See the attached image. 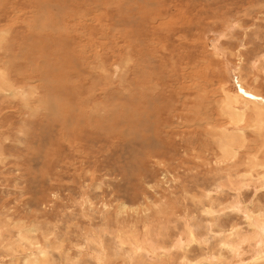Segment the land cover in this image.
I'll return each mask as SVG.
<instances>
[{"label": "rangeland", "instance_id": "1", "mask_svg": "<svg viewBox=\"0 0 264 264\" xmlns=\"http://www.w3.org/2000/svg\"><path fill=\"white\" fill-rule=\"evenodd\" d=\"M251 98L264 100V0H0V264H24L32 242L50 264H179L181 245L191 264L238 262L242 211L264 209ZM124 233L170 253L131 256Z\"/></svg>", "mask_w": 264, "mask_h": 264}, {"label": "bare ground", "instance_id": "2", "mask_svg": "<svg viewBox=\"0 0 264 264\" xmlns=\"http://www.w3.org/2000/svg\"><path fill=\"white\" fill-rule=\"evenodd\" d=\"M71 1V0H70ZM35 2V1H34ZM41 2V1H40ZM61 2V1H60ZM68 2V1H67ZM78 3V2H77ZM37 5H38V3H37ZM76 5V4H75ZM74 5V6H75ZM121 6V5H120ZM46 7V6H45ZM70 7H71V5H70ZM34 8V7H33ZM72 8V7H71ZM43 9V8H42ZM45 9V8H44ZM35 11V10H34ZM39 11V10H38ZM37 11V12H38ZM36 12V11H35ZM8 13V12H7ZM47 14V13H46ZM45 14V15H46ZM73 14V13H72ZM37 15V14H36ZM38 16V15H37ZM36 19H37V17H36ZM41 19H43V18H41ZM40 19V20H41ZM37 22V21H36ZM42 23V22H41ZM36 24V23H35ZM153 24V23H152ZM43 25V24H42ZM35 27V26H34ZM54 27V26H53ZM26 28V27H25ZM36 28V27H35ZM50 28V27H49ZM52 28V27H51ZM64 28V27H63ZM46 29V28H45ZM47 30V29H46ZM45 30V31H46ZM53 30H54V28H53ZM63 30V29H62ZM35 31V30H34ZM44 31V32H45ZM41 32V31H40ZM55 32V31H54ZM50 34H52L51 32H50ZM58 34V33H57ZM60 34V33H59ZM139 35V34H138ZM24 36V35H23ZM38 36V35H37ZM29 37V36H28ZM26 38V37H25ZM27 39V38H26ZM19 49V48H18ZM21 49V48H20ZM22 53V52H21ZM10 59V58H9ZM19 61H20V59H19ZM21 61H23V60H21ZM17 62V61H16ZM16 62H15V64H16ZM14 64V63H13ZM17 64H19V63H17ZM25 64V63H24ZM34 64H36V63H34ZM33 64V65H34ZM40 65H42V64H40ZM18 66V65H17ZM21 66H23V65H21ZM35 66H37V65H35ZM23 67H25V65L23 66ZM16 68H18V67H16ZM19 68H21V67H19ZM27 68V67H26ZM33 68V67H32ZM38 69H39V67H37ZM12 69V68H11ZM35 69V68H34ZM15 69L13 68V71H14ZM37 71V70H36ZM27 72H28V70H27ZM33 72V71H32ZM12 74H13V72H12ZM6 75V74H5ZM36 75V74H35ZM38 75V74H37ZM18 76H20V75H18ZM28 76V75H27ZM17 77V76H16ZM21 77H22V75H21ZM25 77V76H24ZM36 77H38V78H40V76L38 75V76H36ZM5 78V77H4ZM3 77H2V79H4ZM18 78V77H17ZM27 78V77H26ZM6 79V78H5ZM19 79V78H18ZM23 82H24V80H23ZM41 82V81H40ZM9 84V81L7 80V84L6 85H4V86H7ZM25 84H27V82L25 81ZM4 86L2 87V88H4ZM25 87V86H24ZM7 88V87H6ZM9 88V87H8ZM11 89V88H10ZM7 90H9V89H7ZM6 90V91H7ZM28 90H30V89H28ZM238 94V93H237ZM12 95V94H11ZM233 95H235V94H233ZM239 95H240V93H239ZM239 95H237V96H234L233 97V100H231L230 98H231V96H229L228 98H226V101H225V105H226V102L228 101V102H234V103H236V105L237 106H239L240 104L238 103V99H237V97L239 96ZM10 96V95H9ZM34 96V95H33ZM257 96V95H256ZM11 97V96H10ZM244 97V96H243ZM248 97V96H247ZM25 98V97H24ZM30 98V97H29ZM37 98V97H36ZM5 99V98H4ZM3 99V100H4ZM38 99V98H37ZM228 99V100H227ZM245 99V98H244ZM259 99V98H258ZM258 99H249V100H247V101H243L244 102V104H245V106H249V105H251L252 106V108H254V110L256 111H258V113H256V114H253L255 117H254V120H255V122L254 121H252V123H250L251 125H248L251 129H254V132H259L260 130H264V100H258ZM21 100V99H20ZM27 100V99H26ZM6 101V100H5ZM25 101V100H24ZM240 101V100H239ZM242 102V103H243ZM232 103H230L229 104V106L232 104ZM225 105H224V107H225ZM228 105V104H227ZM226 105V107H228ZM235 105V104H234ZM26 107V106H25ZM232 108H233V106H232ZM231 108V109H232ZM238 108V107H237ZM236 107L234 108V109H232V116H233V120L234 121H238V123H242V121H243V118H244V113H243V111L241 110V111H238V109H237ZM225 109V108H224ZM227 109V108H226ZM228 110V109H227ZM260 110H262V111H260ZM256 111V112H257ZM35 113V112H34ZM226 113V112H225ZM38 114V113H37ZM227 114V113H226ZM32 116H34V115H32ZM2 118H3V116H2ZM35 118V117H34ZM231 118V117H230ZM242 120V121H241ZM233 122V121H232ZM234 124V123H233ZM236 126V125H235ZM237 128V127H236ZM240 129H242V128H240ZM248 129V128H247ZM245 130V129H244ZM244 130L242 129V130H237V131H235V133H237L236 134V138H239L241 141H242V143L240 144V147L243 149V144H245V134H244ZM256 130V131H255ZM253 131V130H252ZM263 132V131H262ZM261 132V133H262ZM235 133H233V135H235ZM260 133V132H259ZM232 134V133H231ZM4 135V134H3ZM238 135V136H237ZM232 136V135H231ZM244 137V138H243ZM228 142H226V144H227ZM238 143V142H237ZM263 144V143H262ZM233 145V144H232ZM252 145V144H251ZM227 146V145H226ZM222 147H223V145H222ZM229 147H226V151H228L227 149H228ZM232 149V148H231ZM258 149H260L259 147H258ZM220 150H223V149H220ZM261 150V149H260ZM0 152H1V149H0ZM225 152V151H224ZM245 152V151H244ZM258 152H259V150L257 151V153L255 152V154H253V153H246L247 155H249V157H247V158H249L250 159V157L252 158V159H248L247 160V162L246 161H244V162H246V164H248V166H252V167H256L255 166V163H254V159L253 158H255L257 155H258ZM228 153H229V151H228ZM260 153V152H259ZM231 155V154H230ZM236 155H238L237 154V151H233V157L232 158H234V157H236ZM247 155H245V156H247ZM223 158V157H222ZM219 159V158H218ZM224 159H226V158H224ZM221 160V159H220ZM232 160V159H231ZM235 160V159H234ZM251 160H253L252 161V163H253V165H252V163L250 162ZM225 161V160H224ZM256 161V160H255ZM259 162V161H258ZM261 162V161H260ZM218 163V162H217ZM220 163V162H219ZM233 165V164H232ZM263 165V164H262ZM264 166V165H263ZM246 168V167H245ZM251 168V167H250ZM262 168H264V167H262ZM261 168V169H262ZM259 169H260V167H259ZM248 170V169H247ZM246 170V171H247ZM251 170V169H250ZM252 170H254V168L252 169ZM264 170V169H263ZM245 171V170H244ZM258 171V170H257ZM260 171V170H259ZM252 173V172H251ZM250 173V174H251ZM261 173H264V171H262ZM260 175V174H259ZM264 175V174H263ZM248 176V175H247ZM256 178V177H255ZM258 178H261V176L260 177H258ZM248 180H250V178L248 179ZM252 180V179H251ZM264 182V177H262V183ZM252 183V182H251ZM253 183H254V181H253ZM261 183V184H262ZM233 184V183H232ZM237 184H239V183H237ZM256 184V183H255ZM249 185V184H248ZM250 186V185H249ZM248 186V187H249ZM245 187V186H244ZM241 188V187H240ZM260 188V187H259ZM236 189V188H235ZM243 189V188H242ZM260 190H264V184H263V186L261 187V189ZM236 192V191H235ZM245 206V205H244ZM250 206V205H249ZM240 208V207H239ZM252 208V207H251ZM250 208V209H251ZM262 209V208H261ZM260 210V209H259ZM259 210H257V212L256 213H252V212H248L247 211V207H245L244 209H243V211H242V213H244L243 215H244V218H243V220H244V222H245V224L251 229V232H252V234H248V236H245L244 238L243 237H241L242 235H239V234H237V233H239L238 231H234V232H232V234H233V243H231L232 245H233V247H231V248H228L227 250L229 251V250H231V252H232V254H233V256H235V257H237L238 258V262H235V260L233 261V262H235L234 264H264V214H262L261 212H263L264 213V209L261 211V212H259ZM211 211V210H210ZM208 212V211H207ZM214 212V211H213ZM239 212H240V210H239ZM238 211H237V216H239L240 215V213H239ZM254 212V211H253ZM213 214V213H212ZM222 214V213H221ZM239 214V215H238ZM213 217V216H212ZM215 217V216H214ZM206 218V217H205ZM216 218V217H215ZM184 219H185V217H184ZM205 220V219H204ZM207 220H208V218H207ZM206 220V221H207ZM210 220H212L211 218H210ZM215 220V219H214ZM189 221V220H188ZM191 222V221H190ZM187 223V222H186ZM211 223H213V222H211ZM238 225V224H237ZM211 226V225H210ZM146 227H147V225H146ZM146 227H145V229H146ZM220 227V226H219ZM234 227V226H233ZM239 227V226H238ZM151 228V227H150ZM164 228V227H163ZM208 228V227H207ZM237 228V227H236ZM235 228V229H236ZM132 229V228H131ZM187 229V228H186ZM242 229V228H241ZM147 230V229H146ZM190 230V229H189ZM215 230V229H214ZM230 230H232V229H230ZM29 231H30V229H29ZM128 231H130V230H128ZM192 231V230H191ZM225 231V230H224ZM228 231V230H227ZM240 231V230H239ZM242 231V230H241ZM244 231V230H243ZM25 232V231H24ZM121 231H119V233H120ZM222 232V231H221ZM245 232V231H244ZM248 232V231H247ZM250 232V231H249ZM51 233V232H50ZM122 233V232H121ZM66 234V233H65ZM155 234V233H154ZM190 234H191V232H190ZM48 235V234H47ZM55 235V234H54ZM118 235V234H117ZM122 235V234H121ZM186 235V234H185ZM22 236H23V234H22ZM21 236V233L18 235V238H20L21 240H23L24 238ZM65 236V235H64ZM136 236H139V235H136ZM148 236V235H147ZM187 236V235H186ZM253 236H255V237H253ZM47 238H48V236H46ZM55 237V236H54ZM184 237V236H183ZM50 238H51V236H50ZM100 238V237H99ZM119 239H121L122 240V245H124V246H129L128 247V249H131V252H132V254H131V256H137V254H138V252H139V250H141V249H144V250H147L148 252H150L152 255H154V256H156V261H157V258H159L160 260H162V259H164V257L166 258V255H168V252L170 253V249L168 250V252H167V250H166V252L165 251H162V250H157V252H156V250H155V248H156V246H158V245H155V248L153 247V245H152V243H148L147 241H151L152 242V240L151 239H146L147 241H145V240H140V237H139V239L138 238H136L135 237V235L133 236L132 234H127V233H124L121 237H118ZM232 238V237H231ZM254 238V239H253ZM49 239V238H48ZM48 239H46V240H48ZM144 239V238H143ZM204 239V238H203ZM230 239V238H229ZM253 239V241L252 242H254L255 243V247H256V251H252V256H251V258H248L247 260H243L242 258L244 257V256H242V258H241V255L243 254H240V250H241V248H242V246L244 245V246H246L247 245V243H250L251 242V240ZM54 240V239H53ZM101 240V239H100ZM118 240V239H117ZM218 240V239H217ZM224 240V239H223ZM223 240H221V242L223 241ZM20 241V240H19ZM44 241V240H43ZM102 241V240H101ZM112 241V240H111ZM46 242H48V241H46ZM118 242H119V240H118ZM117 242V243H118ZM178 242H181V241H178ZM192 242H199V240H198V238L196 237V236H194L193 235V233H192V235H191V237H190V239L189 240H187V243H192ZM201 242V241H200ZM52 243V242H51ZM56 243V242H55ZM87 243V242H86ZM225 243H227V242H225ZM23 244H24V242H23ZM26 244V243H25ZM44 244V243H43ZM48 244V243H47ZM46 244V245H47ZM101 244V243H100ZM100 244H99V246H100ZM220 244V243H219ZM218 244V245H219ZM27 245V244H26ZM56 245V244H55ZM102 245V244H101ZM118 245V244H117ZM179 245H181V243H179ZM191 245V244H190ZM199 245V244H198ZM204 245V244H203ZM216 245V244H215ZM223 245V244H222ZM253 245V244H252ZM29 246V245H28ZM31 246L33 247V248H35V249H37L36 251H37V255H35V254H30L28 257L26 256V257H24L22 260L24 261V264H50L49 263V260H48V254H47V252H46V250H45V248L42 246V245H40V244H38L37 242H32L31 243ZM31 246H29L28 248H30L31 249ZM73 246V245H72ZM123 246V247H124ZM185 246V245H184ZM183 245H181V246H179V250L180 249H182V250H180V251H178L180 254H179V264H191V262H189V260L190 259H188V257H187V247H186V250H184L183 249V247H184ZM220 246V245H219ZM224 246V245H223ZM250 246V245H249ZM1 247V246H0ZM52 247V246H51ZM76 247V246H75ZM81 247V246H80ZM89 247V246H88ZM97 247V246H96ZM161 247V246H160ZM177 247V246H176ZM227 247V246H226ZM225 247V248H226ZM247 247V246H246ZM7 248V251H11V249L9 248V246L8 245H5L4 246V249H6ZM48 248H49V246H48ZM53 248V247H52ZM51 248V249H52ZM59 248H60V246H59ZM100 248V247H99ZM122 248V247H121ZM158 248H159V246H158ZM172 248V247H171ZM205 248V247H204ZM219 248V247H218ZM225 248H223V249H225ZM54 249V248H53ZM61 249H62V247H61ZM163 249V248H162ZM221 249V248H220ZM250 249H251V246H250ZM250 249H247V250H250ZM58 250V249H57ZM56 250V251H57ZM63 250V249H62ZM118 250V249H117ZM254 250H255V248H254ZM35 251V252H36ZM52 251H54V250H52ZM51 251V252H52ZM100 251V250H99ZM106 251V250H105ZM110 251V250H109ZM158 251H160L162 254H158ZM173 251V250H172ZM245 251V250H244ZM55 252V251H54ZM58 252V251H57ZM61 252V251H60ZM102 252H104V251H102ZM123 252V251H122ZM144 252V251H143ZM159 252V253H160ZM177 252V251H176ZM214 252H216V250L214 251ZM221 252V251H220ZM63 253V252H62ZM61 253V254H62ZM98 253V252H97ZM99 253H101V252H99ZM119 253V252H118ZM130 253V252H129ZM166 253V254H165ZM203 253V252H202ZM222 253V252H221ZM228 253V252H227ZM247 253V252H246ZM246 253H244V255L246 254ZM29 254V253H28ZM69 254V253H68ZM92 254V253H91ZM102 254V253H101ZM104 254V253H103ZM103 254H102V256H103ZM149 254V253H148ZM175 254V253H174ZM212 254V253H211ZM216 254V253H215ZM229 254V253H228ZM231 254V255H232ZM64 255V254H63ZM67 255V254H66ZM81 255V254H80ZM99 255V254H98ZM97 255V256H98ZM115 255V254H114ZM120 255V254H119ZM202 255V254H201ZM247 255V254H246ZM18 256H20V255H18ZM22 256V255H21ZM59 256V255H58ZM101 256V257H102ZM130 256V255H129ZM140 256V255H139ZM145 256H148V255H145ZM233 256H230V257H233ZM17 257V256H16ZM91 257V256H90ZM111 257V256H110ZM143 257V256H142ZM206 257V256H205ZM246 257V256H245ZM248 257V256H247ZM64 258H65V255H64ZM63 258V259H64ZM68 258V257H67ZM80 258V257H79ZM87 258H88V256H87ZM104 258V257H103ZM102 258V259H103ZM117 258L118 259H120V257H118V255H117ZM123 258V257H122ZM138 258V257H137ZM145 258H148V257H145ZM207 258V257H206ZM211 258V257H210ZM215 258V257H214ZM95 259V258H94ZM97 262H98V264H107V263H103L102 262V259L100 258H98L97 257ZM109 259V258H108ZM115 259H116V256H115ZM124 260L126 259V258H123ZM128 259V258H127ZM130 259H132L133 260V258H131L130 257ZM135 259L136 258H134V261H135ZM140 259V258H139ZM138 259V260H139ZM151 259V258H150ZM202 259V258H201ZM215 259H217V258H215ZM232 259H234V258H232ZM71 260V259H70ZM75 259L73 258V261H74ZM77 260V259H76ZM120 260H122V259H120ZM142 260V259H141ZM140 260V261H141ZM152 260V259H151ZM169 260V259H168ZM168 260H166V261H168ZM61 261V260H60ZM108 261H110V260H108ZM113 261H115V260H113ZM127 261H129V260H127ZM133 261V262H134ZM146 261H149V260H147L146 259ZM153 261V260H152ZM164 261V260H163ZM231 261V260H230ZM75 262V261H74ZM73 262V263H74ZM89 262H90V259H89ZM132 262V263H133ZM145 262V261H144ZM143 262V263H144ZM154 262V261H153ZM196 262V261H195ZM232 262V263H233ZM78 263H79V261H78ZM117 263V262H116ZM119 263V262H118ZM128 263V262H127ZM152 262H150V264H151ZM165 263H167V262H165ZM164 263V264H165ZM171 263V261H169V264ZM16 264V263H15ZM52 264V263H51ZM70 264V263H69ZM114 264V263H113ZM122 264H125V262L124 263H122ZM130 264V263H129ZM148 264V263H147ZM196 264H222L221 262H219V261H214V263H213V260L211 259H202V260H199V261H197L196 262Z\"/></svg>", "mask_w": 264, "mask_h": 264}]
</instances>
